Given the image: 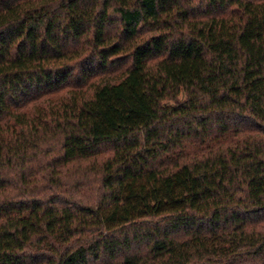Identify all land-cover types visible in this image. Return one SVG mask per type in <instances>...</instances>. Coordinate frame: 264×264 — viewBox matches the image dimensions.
<instances>
[{"label":"trees","instance_id":"16d2710c","mask_svg":"<svg viewBox=\"0 0 264 264\" xmlns=\"http://www.w3.org/2000/svg\"><path fill=\"white\" fill-rule=\"evenodd\" d=\"M0 264H264V0H0Z\"/></svg>","mask_w":264,"mask_h":264}]
</instances>
